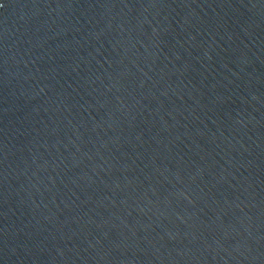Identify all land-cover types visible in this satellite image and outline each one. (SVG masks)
Instances as JSON below:
<instances>
[{"label": "water", "instance_id": "obj_1", "mask_svg": "<svg viewBox=\"0 0 264 264\" xmlns=\"http://www.w3.org/2000/svg\"><path fill=\"white\" fill-rule=\"evenodd\" d=\"M0 264H264V0H0Z\"/></svg>", "mask_w": 264, "mask_h": 264}]
</instances>
